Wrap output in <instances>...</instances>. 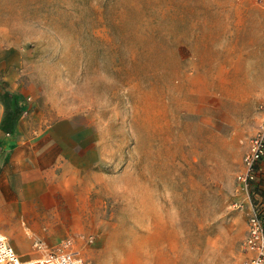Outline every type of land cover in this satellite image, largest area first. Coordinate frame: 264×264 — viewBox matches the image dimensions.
Segmentation results:
<instances>
[{
    "label": "rangeland",
    "instance_id": "374dc122",
    "mask_svg": "<svg viewBox=\"0 0 264 264\" xmlns=\"http://www.w3.org/2000/svg\"><path fill=\"white\" fill-rule=\"evenodd\" d=\"M262 101L264 0H0V232L25 257L240 264Z\"/></svg>",
    "mask_w": 264,
    "mask_h": 264
},
{
    "label": "built area",
    "instance_id": "2783aa9c",
    "mask_svg": "<svg viewBox=\"0 0 264 264\" xmlns=\"http://www.w3.org/2000/svg\"><path fill=\"white\" fill-rule=\"evenodd\" d=\"M259 121L247 143L242 159L243 170L237 175L240 190L248 199L249 187L256 184L264 164V101L258 106ZM246 235L242 243L244 259L240 264H264V203L256 200L249 204ZM38 254L22 258L0 232V264H87L80 253L66 241L58 247L47 249L39 241L33 244Z\"/></svg>",
    "mask_w": 264,
    "mask_h": 264
},
{
    "label": "crops",
    "instance_id": "0c3cea01",
    "mask_svg": "<svg viewBox=\"0 0 264 264\" xmlns=\"http://www.w3.org/2000/svg\"><path fill=\"white\" fill-rule=\"evenodd\" d=\"M15 132H16L15 130H13L11 133L0 130V171H2L4 167L8 163L12 162L13 160L12 153H13V149L16 146ZM9 243L14 248V250L18 253V255H20L22 258H33L36 256L35 255V256L25 257V255L20 254V252L17 249V245L13 244L10 240H9Z\"/></svg>",
    "mask_w": 264,
    "mask_h": 264
},
{
    "label": "trees",
    "instance_id": "16d2710c",
    "mask_svg": "<svg viewBox=\"0 0 264 264\" xmlns=\"http://www.w3.org/2000/svg\"><path fill=\"white\" fill-rule=\"evenodd\" d=\"M13 99L16 102L19 100L17 97H13ZM2 131L10 132V133L12 132L6 129ZM249 195L254 197L253 198L254 202H256V200H260L262 203H264V181H261V179H258L256 184H251L249 187Z\"/></svg>",
    "mask_w": 264,
    "mask_h": 264
}]
</instances>
